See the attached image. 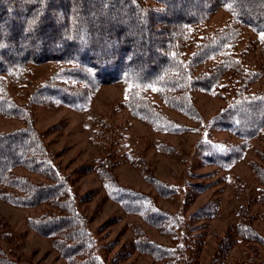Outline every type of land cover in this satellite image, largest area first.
<instances>
[{
	"label": "rangeland",
	"instance_id": "rangeland-1",
	"mask_svg": "<svg viewBox=\"0 0 264 264\" xmlns=\"http://www.w3.org/2000/svg\"><path fill=\"white\" fill-rule=\"evenodd\" d=\"M143 1L148 7L158 6L153 0ZM187 1L195 2L186 10L188 14L202 8L199 0ZM212 9L202 23L187 29L189 41L180 48V55L188 59L206 40L225 37L228 41L218 47L223 51L205 58L196 71L207 73L231 60L237 71L223 72L215 89L228 91L230 96L238 89L263 92L264 32L238 22L225 6ZM157 16L165 22L177 20ZM159 38L155 36V44ZM65 67L61 62L27 64L0 76V93L25 112L20 116L0 111V131H14L30 122L42 134L61 175L72 181V193L79 198L72 199L74 209L86 217L100 264H264V177L257 173L264 169V128L257 137L242 140L212 126L213 117L231 101L223 94L193 88L188 94L195 113L189 115L171 108L158 88H141L143 97L182 126L179 132L164 131L130 110L135 88L131 80L90 84L66 73ZM47 84H63L84 93L86 102L70 105L42 94ZM215 145L220 150L213 153L228 150L238 155L230 163H214L207 155L209 146ZM101 158L107 159L106 171L118 184L148 194L173 220L155 224L141 213L127 212L110 196L97 173ZM83 166L95 169L75 172ZM13 174L46 181L24 166L15 168ZM148 175L175 191L159 193ZM7 191L0 186V248L19 264H68L52 237L28 226L29 217L52 207L14 204L3 198ZM240 225L252 228L261 241L241 237ZM144 236L171 253L159 258L139 250L134 242Z\"/></svg>",
	"mask_w": 264,
	"mask_h": 264
},
{
	"label": "trees",
	"instance_id": "trees-1",
	"mask_svg": "<svg viewBox=\"0 0 264 264\" xmlns=\"http://www.w3.org/2000/svg\"><path fill=\"white\" fill-rule=\"evenodd\" d=\"M153 1L157 7H148L143 0H80L79 11L74 12L73 0H45L43 5L26 4L23 0H0V76L18 72L27 64L61 62L66 64L63 69L66 73L90 84L129 79L135 87L129 105L132 113L168 132H179L182 126L143 97L141 88H158L156 91L171 108L189 115L195 113V108L188 93L193 88H202L231 97V101L213 117L212 126L229 131L242 140L257 137L264 128V91L251 94L247 89H238L230 96L228 91L224 93L223 89H215L223 72L237 71L231 60L221 62L222 66L207 73L195 68L205 58L217 53L221 49L219 44L223 45L228 39L206 40L203 48L188 59L180 55V48L189 41L187 29L202 23L218 4L227 7L238 22L264 32V0H199L202 8L193 14L186 13V10L189 11L195 2ZM37 8L42 9V15L34 30L26 33L27 21ZM157 14L169 20L176 17L177 20L165 22ZM156 35L160 38L155 44ZM44 88L42 94L67 104L86 102L84 93H76L63 84H47ZM9 99L0 93V111L24 116V109L10 103ZM214 149L220 150L217 145L209 146L210 155H207L214 163L227 164L238 155L228 150L213 153ZM19 166L42 174L46 181L34 182L26 176L13 174ZM106 166L107 159L101 158L97 173L110 196L127 212L141 213L155 224L173 220L170 213L152 203L148 194L118 184L113 174L106 171ZM93 169L95 167L83 166L75 172L80 174ZM60 170L48 152L42 134L30 122L14 131H0V186L10 189L3 198L20 206L50 205L51 211L28 218L29 228L52 237L68 264H100L94 254L86 217L74 209L72 199L79 198L72 193V181L61 175ZM257 173L264 177V169H258ZM147 178L161 194L175 191L152 175ZM238 234L248 237L247 240L261 241L252 228L244 225L239 226ZM134 245L159 258L171 253L145 236L136 240ZM0 264L19 262L0 248Z\"/></svg>",
	"mask_w": 264,
	"mask_h": 264
},
{
	"label": "snow or ice",
	"instance_id": "snow-or-ice-1",
	"mask_svg": "<svg viewBox=\"0 0 264 264\" xmlns=\"http://www.w3.org/2000/svg\"><path fill=\"white\" fill-rule=\"evenodd\" d=\"M26 4H36L40 3L43 5L45 3V0H23ZM80 0H73V11L78 12L79 11V5ZM42 15V9L37 8L32 16L31 19L27 21V27L25 28L26 33H30L34 30V28L37 26L40 16ZM262 38H264V33H262ZM104 69H101L103 71Z\"/></svg>",
	"mask_w": 264,
	"mask_h": 264
}]
</instances>
